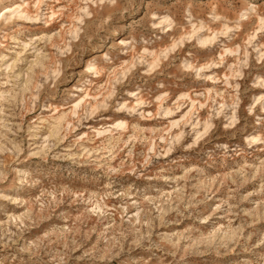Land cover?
I'll return each instance as SVG.
<instances>
[{"label": "rangeland", "instance_id": "obj_1", "mask_svg": "<svg viewBox=\"0 0 264 264\" xmlns=\"http://www.w3.org/2000/svg\"><path fill=\"white\" fill-rule=\"evenodd\" d=\"M0 264H264V0H0Z\"/></svg>", "mask_w": 264, "mask_h": 264}, {"label": "bare ground", "instance_id": "obj_2", "mask_svg": "<svg viewBox=\"0 0 264 264\" xmlns=\"http://www.w3.org/2000/svg\"><path fill=\"white\" fill-rule=\"evenodd\" d=\"M19 7L18 6H16V7H14V8H12V9H10L8 12L10 13V12H16V11H18L19 9H18ZM3 16V15H2ZM8 15H5V17H7Z\"/></svg>", "mask_w": 264, "mask_h": 264}]
</instances>
